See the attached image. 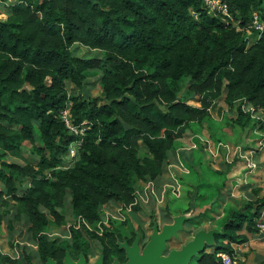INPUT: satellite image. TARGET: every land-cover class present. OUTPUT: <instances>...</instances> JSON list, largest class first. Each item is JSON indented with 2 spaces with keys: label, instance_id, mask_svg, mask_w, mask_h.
Returning <instances> with one entry per match:
<instances>
[{
  "label": "trees",
  "instance_id": "obj_1",
  "mask_svg": "<svg viewBox=\"0 0 264 264\" xmlns=\"http://www.w3.org/2000/svg\"><path fill=\"white\" fill-rule=\"evenodd\" d=\"M226 1L236 26L208 14L202 0H0V207L6 210L0 231L13 208L12 222L26 224L41 264L88 262L92 244L101 264H127L121 245L131 247L135 235L128 239L115 222L104 224L102 208L118 204L140 212L137 183L161 178L176 142L190 124L208 120L224 91L228 106L243 101L264 111V33L250 45L244 39L252 14L264 22V0ZM76 46L103 56L78 57ZM90 73L100 74L102 98L68 95V86L82 90ZM184 80L189 96L181 100ZM66 110L83 135L66 128ZM235 113L232 122L244 128L251 115L241 105ZM257 124L264 133L263 119ZM23 149L38 158L35 166L8 161ZM254 194L228 210L215 246L195 264H219L218 252L233 256L232 245L247 242L243 233L258 234L264 198ZM65 202L79 226L69 227L68 240L51 239L50 227L66 225ZM20 262L0 254V264Z\"/></svg>",
  "mask_w": 264,
  "mask_h": 264
},
{
  "label": "rangeland",
  "instance_id": "obj_2",
  "mask_svg": "<svg viewBox=\"0 0 264 264\" xmlns=\"http://www.w3.org/2000/svg\"><path fill=\"white\" fill-rule=\"evenodd\" d=\"M4 18L3 15L0 16V19ZM244 39L247 45H250L258 38L253 31H249L245 34ZM74 53L82 58H101L103 56L99 51H92L81 46H76ZM188 84L189 80H184L180 85L179 98L181 100H186L189 96L187 94ZM67 92L70 96L82 99L102 98L100 74L90 73L87 84L82 90L78 91L68 86ZM225 95L224 91L223 95L213 103L209 118L202 126L195 123L190 124L185 136L175 144L174 157H171L170 162L163 167V171H170L172 174L169 176L171 188L167 187V192L163 193L169 214L165 221L160 222L155 211L147 214L145 206L141 208V214H134L130 209H122L117 204H110L102 208L101 217L104 224L110 221L115 222L120 227L123 236L128 239L133 234L135 235V246L140 256L143 255V251L151 239L161 234L165 227H178V229L166 241L159 260L168 258L173 252H181L199 232H220L222 230L220 223L228 210L237 209L249 201L247 198V195L250 197L249 192H238L237 189L235 193H231L227 189L232 187V184L236 185V180H240L244 173L253 172L250 174L252 177L250 181L258 190L259 197H264V133L258 130L259 125L257 124L262 119L264 121V111L255 109L251 103H243V101H236L233 107H230L225 103ZM189 104L197 106L195 100L190 101ZM239 105L244 113L251 115L244 128H240L232 122L236 117V107ZM144 155H146V151L141 150L140 157ZM8 159L21 165L35 166L38 162V158L31 155L28 149H23L16 154H9ZM247 160L254 163V170L251 166H247ZM148 183L149 181L137 183L135 186L136 192L143 198H145L144 193L151 194ZM201 183L204 186H201ZM29 186L30 180H24L22 187L26 189ZM197 187L201 190L195 193ZM198 194L200 198L194 201L195 207L186 213L192 203L191 198ZM214 199L217 201L211 205ZM136 203L139 206L138 195H136ZM210 206H212L211 211L206 212L205 210ZM3 211L6 212L5 208L0 207V212ZM204 211L206 214L201 216ZM7 213L0 231V254L25 264L22 257V252H24L30 258V264H41L36 256L37 246L27 234L26 224L12 222L13 208L7 209ZM60 213L66 218L65 227L52 226L46 234L51 239L68 240L70 238L69 227L78 228L79 223L72 217L68 202L64 203ZM9 222H12L10 230L7 227ZM95 246L92 244L93 249L88 254V262L83 260L71 261V263L101 264L99 248ZM245 254L248 256L249 252L247 250L242 253L238 251L235 254L233 258L236 259V264L241 263L238 256L243 261L247 257H243ZM196 260L197 258H192L188 264H195Z\"/></svg>",
  "mask_w": 264,
  "mask_h": 264
},
{
  "label": "crops",
  "instance_id": "obj_3",
  "mask_svg": "<svg viewBox=\"0 0 264 264\" xmlns=\"http://www.w3.org/2000/svg\"><path fill=\"white\" fill-rule=\"evenodd\" d=\"M8 161L12 162L9 159H8ZM251 173H253V172H248V173L242 174L241 179L236 180V182H237L236 185L232 184V187L230 186L229 188H227L229 190V192L235 193V191L238 189V192L239 191H242L244 193L249 192L250 197H248V195H247V198H249V200H251V198H254V196H255L254 193H256L258 190L253 185V183L250 181L252 179V177H250ZM170 175H172L170 173V171H163L161 178L156 183L149 181L148 184L151 188L150 189L151 194H149V192H146V194L144 193L145 198H143L142 196H140L138 194V192H136V195H138L140 198L139 206L141 208H143V206H145L144 209H146L147 214L149 212H152V210H154L156 212L160 222L164 221V216L166 215L165 211H164V209L166 208L164 194L167 192V189H166L167 187L171 188L170 183H169L170 182V179H169ZM232 181L235 182V180H232ZM239 188H240V190H239ZM257 196H259L258 193H257ZM260 198H264V197H260ZM153 201H154V205H153ZM136 204L138 205V203H136ZM137 214H141V212H138ZM261 218L264 219V210L262 211V217ZM214 232H216V231H214ZM220 232L218 231L217 233H220ZM243 234L246 236L247 242L244 244H241V245H235V244L232 245V248L234 251L233 257L235 256V254L238 251L242 253V252H245L247 250L249 252V254H248V256L246 254L243 255L244 258L247 256L243 261L238 256V259L240 260L241 263H243V264H264V257H262V256H264V239L259 234H247V233H243ZM215 236H217V235H215ZM215 236H214V246L217 242L215 240ZM213 247H211V248H213ZM235 261H236V259H235ZM250 261H253V262H250Z\"/></svg>",
  "mask_w": 264,
  "mask_h": 264
},
{
  "label": "water",
  "instance_id": "obj_4",
  "mask_svg": "<svg viewBox=\"0 0 264 264\" xmlns=\"http://www.w3.org/2000/svg\"><path fill=\"white\" fill-rule=\"evenodd\" d=\"M177 229L178 227H165L161 234L156 235L151 239L150 243L143 251L142 256L138 254L135 242L131 247L122 244L121 247L126 250L127 264H188L192 258L200 257L206 248L214 246L215 235L222 234V230L220 233L214 231H210L209 233L199 232L195 236L194 240L188 243L181 252H173L168 256V258L159 260V257H161L164 250L166 241H168L170 237L175 234ZM83 260L84 259L81 258L79 261ZM71 261L72 260L69 258H66L63 264H72ZM46 264L55 263L49 260Z\"/></svg>",
  "mask_w": 264,
  "mask_h": 264
},
{
  "label": "built area",
  "instance_id": "obj_5",
  "mask_svg": "<svg viewBox=\"0 0 264 264\" xmlns=\"http://www.w3.org/2000/svg\"><path fill=\"white\" fill-rule=\"evenodd\" d=\"M203 4L205 5L208 14L211 15H218L222 17L225 22L232 23L234 25V20L229 12V6L226 0H202ZM235 26V25H234ZM253 31L257 38H259L264 33V22L260 19L259 15L252 14L250 19V26L247 32ZM246 32V33H247ZM61 119L64 122L66 128L75 135H83V130H78L77 128L73 127L68 116V111H63L61 113ZM79 143L72 145L69 149V153L67 158L72 160L75 155L77 148L79 147ZM248 165L251 166L252 170L255 168L254 163L251 160H247ZM70 164L65 166L68 168ZM258 229V234L264 239V219L261 218L256 225ZM216 258L219 264H236L233 256L226 252H218L216 254Z\"/></svg>",
  "mask_w": 264,
  "mask_h": 264
}]
</instances>
